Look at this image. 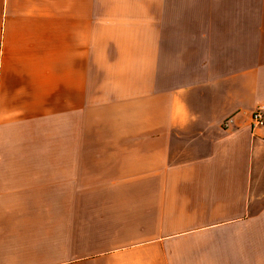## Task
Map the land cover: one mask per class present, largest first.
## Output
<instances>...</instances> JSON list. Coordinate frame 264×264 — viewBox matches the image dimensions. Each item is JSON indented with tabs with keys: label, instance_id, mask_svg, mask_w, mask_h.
Listing matches in <instances>:
<instances>
[{
	"label": "crops",
	"instance_id": "1",
	"mask_svg": "<svg viewBox=\"0 0 264 264\" xmlns=\"http://www.w3.org/2000/svg\"><path fill=\"white\" fill-rule=\"evenodd\" d=\"M218 1L0 0V264H264V0Z\"/></svg>",
	"mask_w": 264,
	"mask_h": 264
},
{
	"label": "rangeland",
	"instance_id": "2",
	"mask_svg": "<svg viewBox=\"0 0 264 264\" xmlns=\"http://www.w3.org/2000/svg\"><path fill=\"white\" fill-rule=\"evenodd\" d=\"M228 5H234V0H227ZM212 6L219 5L218 0H212ZM222 5V4H220ZM101 49V48H100ZM111 55L110 57H112ZM118 58V57H116ZM115 58V59H116ZM112 59L110 62L105 60V57H100L99 62V73L100 77L106 72H109L111 77L113 78L112 84H105V86L100 85V93L114 94L117 91L124 90V83L121 78H123V74L126 73L124 63L126 60L119 57V61ZM118 62V63H117ZM119 79V80H115ZM101 79V78H100ZM101 83V80H100ZM106 103H100V106ZM96 108L95 112H92L90 109L84 110V117H83V133L84 135L90 134H107V133H122L123 132V125H122V118H123V110L122 106H115V108L110 110H101V107ZM108 119H112L111 126H107Z\"/></svg>",
	"mask_w": 264,
	"mask_h": 264
},
{
	"label": "built area",
	"instance_id": "3",
	"mask_svg": "<svg viewBox=\"0 0 264 264\" xmlns=\"http://www.w3.org/2000/svg\"><path fill=\"white\" fill-rule=\"evenodd\" d=\"M252 126L254 128L264 127V110L258 109L252 115Z\"/></svg>",
	"mask_w": 264,
	"mask_h": 264
}]
</instances>
